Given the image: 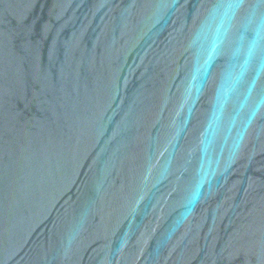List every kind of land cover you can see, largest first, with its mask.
I'll list each match as a JSON object with an SVG mask.
<instances>
[{
  "label": "water",
  "instance_id": "water-1",
  "mask_svg": "<svg viewBox=\"0 0 264 264\" xmlns=\"http://www.w3.org/2000/svg\"><path fill=\"white\" fill-rule=\"evenodd\" d=\"M0 264H264V0H0Z\"/></svg>",
  "mask_w": 264,
  "mask_h": 264
}]
</instances>
